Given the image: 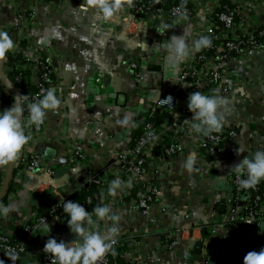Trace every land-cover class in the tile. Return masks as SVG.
<instances>
[{"label": "crops", "instance_id": "1", "mask_svg": "<svg viewBox=\"0 0 264 264\" xmlns=\"http://www.w3.org/2000/svg\"><path fill=\"white\" fill-rule=\"evenodd\" d=\"M128 2L121 0L122 6ZM243 2L251 8L249 19H245L247 26L260 29L262 21L264 23L263 1ZM15 5L23 11L27 1L0 0V31L9 32L13 41L18 36L19 27ZM258 11L261 12L259 16ZM34 18L40 23L34 40L43 54L54 55L52 63L60 69L59 77L65 83L64 91L66 89L61 107L46 116L51 142L39 146L38 152L46 160L47 151H55L54 160L47 162L56 171L58 182L64 178L67 182L58 183L59 188L53 190L50 187L54 183L48 177L41 176L37 180L29 177L30 180L25 179L21 185L16 178L18 169L15 166L13 183L16 187L10 189L7 201L0 205L14 209L8 217L1 216L3 232L14 241H26L25 226L47 212L52 203L76 196V190L88 172L104 167L107 160L114 157L116 150L131 142L134 130L156 109L158 95L161 98L174 87L179 88L180 66L169 58L167 48L165 59L159 63L141 62L142 81L135 80L133 72L123 65V59L131 61L141 56L149 57L157 50L156 35L148 33L141 39L137 37L134 26L128 35L125 24L123 26V10L112 19L104 20L97 18L95 10L89 9L85 0H61L56 6H49L45 0H37ZM164 24V21H159V32L164 29ZM170 29L171 37L184 36L189 43L194 22L191 19H179L173 22ZM250 64V71L240 68L236 76L242 81L256 77L259 82L256 90L240 91L233 85V89L229 86L227 96H220L229 101L226 106L228 111L221 109L225 115L223 125H235L238 131L237 138L226 147V155L220 156L210 179L205 178L197 162L191 172L183 167V162L194 155L188 150V139L185 136L174 143L179 147L177 153L165 161L168 167L159 179L161 193L157 197L153 196L154 201L147 215L135 207L146 194L143 183L130 191L122 185L118 194L111 196V200L107 191L111 177H101L106 183L104 191L100 189L101 186L98 187V198L101 199L105 192L107 198L104 203L97 199L98 205H108L112 214L119 217L116 222L119 227L118 236L128 235L125 243H129V248L122 253V259L131 264H192L186 260L185 252L194 253L197 244L202 243L203 256H196V263L193 264H207L208 261L244 264L240 256L226 254L235 241L234 235H231L234 234L232 225L214 228L210 220L222 214L218 211L220 205H225L222 198L234 192L236 173L232 168L243 158H250L258 149L264 148V53H253ZM182 91L179 97L184 100L185 87ZM243 94H246L244 100L241 98ZM120 96L126 97L122 106L118 100ZM128 114H131L134 127L122 123ZM158 134V143L166 145L168 131L161 127ZM70 145L73 150L85 156L86 165L71 167L68 159ZM237 150H241L239 155ZM42 179L47 181L46 187L39 186ZM97 180L96 177L95 184ZM56 222L48 223L51 232L41 227L38 237L32 241L33 253L25 259V264H44L42 242L46 243L49 236L59 242L70 233L67 228L56 230ZM106 225L108 228L111 222ZM97 230L107 232L102 228ZM216 230L218 240L208 248L204 244L207 235H213ZM261 231L260 245L264 250V221ZM179 233L183 243L180 249H169L163 244L160 247L166 236L175 235L178 239ZM131 236L135 238L134 242L141 244L137 251V245L128 242Z\"/></svg>", "mask_w": 264, "mask_h": 264}, {"label": "built area", "instance_id": "2", "mask_svg": "<svg viewBox=\"0 0 264 264\" xmlns=\"http://www.w3.org/2000/svg\"><path fill=\"white\" fill-rule=\"evenodd\" d=\"M16 1L19 2V0ZM26 1L25 10L22 11L16 5L14 7L19 24L18 36L14 41V49L4 59V72L8 77L9 73L14 71L11 65L12 61L17 59L18 55H22L24 63L17 68L20 75L15 77L12 84L19 96L27 95L24 102L25 107L29 103L38 102L50 90L61 101L59 106L61 107L62 102L65 100V83L59 77L60 69L52 63L54 55L52 53L43 54L34 40V34L40 27V23L34 18L37 0ZM45 1L49 6L57 5L55 0ZM166 1L168 0H144L142 5L137 7L138 0H129L123 6L122 10L125 16L123 26L125 24L128 35L131 34L133 26L136 28L137 37L141 39L148 33L156 35L157 50L149 57L141 56L131 61L123 59L122 63L133 72L135 80L142 81L141 62L157 64L165 59L166 48L171 38L170 28L173 22L179 19H191L194 22V30L189 44L202 36H207L212 41L210 47L196 52L185 62L179 64V88L174 87L172 91L165 93L156 102V108L162 113L165 120L164 125L161 127L168 131L165 140L169 141L170 144L158 143V130L161 127L155 128L152 124L146 123L147 118H145L142 121L144 123L143 134L138 139L135 147L129 148L125 145L122 149L116 150L114 157L108 159L104 167L94 172H85L87 173L86 178L82 181L80 188L76 190L78 193L89 189L97 175L101 174L111 177L110 183L115 179H120L122 185L128 187L127 185L130 182L129 191L138 187L139 183H143L146 186V194L135 207L142 211L144 215H147L151 209L153 196L157 197L161 193L159 179L164 176L165 169L168 167L165 161L177 153L179 147L174 145L175 142L184 136L188 139V150L195 155L198 168L204 173L205 178L210 179L212 171L219 163L220 156L226 155V147L230 146L233 140L237 138L238 129L235 125H223L220 132L209 136L195 133L190 124L184 123L185 119L191 120L192 117V113L188 109L189 95L192 92L199 91L209 96L225 97L229 93V82L234 84L236 90H256L259 84L256 77L252 76L251 79L242 81L238 80L236 72L240 68L250 71L252 54L264 53V43L258 42L259 38L264 39V23L262 21L260 29L247 26L245 19H249L251 8L243 2L244 0H176V3L172 2L169 5L168 12L163 9ZM262 1L264 4V0ZM225 4L230 5L232 9H229ZM257 15H261V12L258 11ZM159 21L165 22L164 29L160 32L158 31ZM208 52H211L210 56H207ZM27 80L36 88L35 93L23 89ZM184 87L186 92L184 91L183 100L179 97V93H183ZM2 88H4L3 91ZM4 95H11V93L0 81V111L11 107L3 102ZM169 96L173 98V105L164 100ZM245 96L246 94H243L241 98L244 100ZM23 126L25 133L31 138L16 160L18 183L20 182L22 185V182L29 177L37 180L41 176H46L54 183L50 189L59 188L58 183L60 181L57 180L56 171L49 166L47 160L42 159L38 152L39 146L51 142L47 119L45 118V122L37 129L34 125H29L28 116L25 115ZM68 159L71 167L86 165L85 156L73 150L72 145L68 149ZM7 169L8 166H0V174L6 176ZM240 178L236 174L234 177L235 192L222 198L226 205L225 213L213 216L210 225L214 228L232 225L235 241L226 254L238 255L244 259L249 252L263 250L261 249L260 240L262 237V221H264V199L262 197L264 194L258 187L241 189L239 186ZM100 181V189L104 191L103 188H105L104 184L106 182L103 179ZM47 184L45 179L39 181V186L46 187ZM241 193H244L246 198L241 197ZM105 194L102 198L100 197L101 199L98 198L100 202L104 203L107 198ZM108 196L111 200L113 199L109 194ZM70 199L65 198L64 201H70ZM94 201L90 198L86 201V205H91ZM250 203L257 205V217L247 211L250 208ZM82 205L86 208L85 204ZM61 211V202L52 203V207L47 212L35 222L25 226L26 241L23 239L14 241L6 235L2 230L0 216V259L4 260L5 264H12L5 255L6 252L11 251L19 257L15 264H25V259L33 253L32 241H35L38 237L42 224L45 220L47 223H53L61 219ZM93 219L98 218L93 216ZM109 227L107 228L104 221H100L98 224V228L107 231ZM217 233L216 230L213 235H207L204 244L206 243L208 248L214 241L218 240ZM127 239L128 235L117 236L112 249L122 247ZM134 239L131 236L128 242H131L134 246L137 245L135 249L137 251L141 244L138 245L134 242ZM162 244L169 249H180L175 235L166 236L160 247H162ZM44 245L45 241L42 242V249H44ZM41 254L43 263L51 264L52 257L44 253L43 250ZM109 260L107 254L103 264H108Z\"/></svg>", "mask_w": 264, "mask_h": 264}, {"label": "clouds", "instance_id": "3", "mask_svg": "<svg viewBox=\"0 0 264 264\" xmlns=\"http://www.w3.org/2000/svg\"><path fill=\"white\" fill-rule=\"evenodd\" d=\"M89 9L95 10L97 18L110 20L114 15L122 11L121 0H85ZM212 41L207 36H202L189 44L184 36H172L168 45V55L176 64H181L196 52L210 47ZM15 43L7 32L0 31V60H3L14 49ZM158 92V90H156ZM159 94V92H158ZM27 95L18 96V102L14 100L12 106L0 111V166H10L16 161L30 140V136L24 131V117L27 111L29 125L37 129L45 122L50 111H55L61 101L51 90L38 102H32L25 107ZM159 99V95L157 97ZM160 100V99H159ZM173 105V98L169 96L164 99ZM229 101L220 96H209L199 91L192 92L188 97V109L192 113L191 120L185 119V124H190L191 129L197 133L209 136L221 131L225 115L221 109L228 111ZM125 125L131 124V114L125 116L122 121ZM134 127V124H131ZM241 150H237V155ZM196 162L195 155H190L184 162L183 167L191 172ZM234 171L241 178L239 186L241 189H251L264 181V148L258 149L250 158H243L236 164ZM246 178H243L245 177ZM128 187H131L129 182ZM122 188L120 179L110 183L108 193L116 196ZM64 214L68 217L67 226L78 239L75 242L57 241L49 238L44 245V253L52 257L51 264H103V260L112 250L115 238L118 236L119 217L112 214L109 206H98L91 212L78 202L61 201ZM14 209L11 206H0V216L8 217ZM95 216L96 220L93 219ZM100 221L111 222L107 232H100L98 224ZM43 230L51 232L50 225L46 222L41 226ZM8 259L15 264L18 255L14 252H6ZM0 264L5 261L0 259ZM244 264H264V250L249 252L244 258Z\"/></svg>", "mask_w": 264, "mask_h": 264}, {"label": "trees", "instance_id": "4", "mask_svg": "<svg viewBox=\"0 0 264 264\" xmlns=\"http://www.w3.org/2000/svg\"><path fill=\"white\" fill-rule=\"evenodd\" d=\"M61 0H55V3H59ZM139 2L136 4L137 7H139L140 5H142V3L144 2V0H138ZM176 3V0H168L164 3V7L163 9L168 12L169 11V5L171 3ZM226 6H228V8L232 9V7L228 4H225ZM176 20V19H175ZM258 42H262L264 43V39L263 38H259L258 39ZM211 55V52H208L207 53V56H210ZM24 63L23 62V56L22 55H18L17 59H15L14 61H12V67H13V70L11 73H9V80L12 82L14 81L15 77L20 75V71L17 70L18 66L20 64ZM54 78V77H53ZM23 89L25 91H29L30 93H35L37 90L36 88L27 80L26 83L24 84L23 86ZM4 90V88H2V91ZM3 102L5 103V105L7 106H12V104L14 103V97L12 95H4L3 97ZM146 123H150L152 124L155 128H158V127H161L164 125L165 123V120H164V117L162 115V113L156 108L154 110V112L149 115V117L147 118V121ZM143 130H144V123H140L138 125V127L134 130L133 132V136H132V140L130 143H128V147L129 148H134L138 139H140V137L142 136L143 134ZM168 142L166 140V145H168ZM101 177H104V174H101V175H97V184L93 183L89 189L85 190V191H81V193H76V196L72 197L70 199V201H73V202H78L80 204H85L86 205V201L88 199H93L95 200L91 205H86V210L88 211H92L94 208L100 206L98 205V195L100 194V190H99V186H100V183H101ZM3 178H4V175L0 174V184L1 182H3ZM27 180H30L29 178H27ZM16 186L15 184L12 182L11 184V187L10 189H14ZM255 187H258L262 193L264 194V182H260L258 185H256ZM234 192H235V189H234ZM245 197V194L244 193H241V197ZM263 199H264V195H262ZM7 201V199L5 200V202ZM154 201V199H153ZM4 203V202H3ZM250 214H254L256 217H257V212H258V207L255 203H250V208L247 210ZM60 216H61V219L57 220V222L55 223L56 224V230H61L62 228H68L67 226V219L68 217L64 214L63 212V209L60 213ZM129 245L124 243V245L122 247H117L116 249H112L110 252H109V263L108 264H131L130 262H127L126 260L122 259V253L125 252L129 247L127 246Z\"/></svg>", "mask_w": 264, "mask_h": 264}, {"label": "water", "instance_id": "5", "mask_svg": "<svg viewBox=\"0 0 264 264\" xmlns=\"http://www.w3.org/2000/svg\"><path fill=\"white\" fill-rule=\"evenodd\" d=\"M4 67H5V60L3 59V60H0V81L10 91L11 95L18 102V96L19 95H18L15 87L13 86L12 82L6 76V74L4 72ZM154 68H155V70H157V67H154ZM233 85L234 84L232 82H229L230 89H233ZM118 100H119V104L122 106L126 102V97L120 96L118 98ZM27 114L28 113L26 111L25 115H27ZM54 157H55V151L53 149H49L47 151L45 159L46 160H54ZM15 164H16V161H14L10 166H8L7 173H6L5 180H4V185L0 191V205L3 202H5V200L7 199L8 195L10 193V187H11V184L14 180ZM66 182L67 181L64 178L59 183L65 184ZM218 211L222 214L225 213L226 206L220 205L218 207ZM231 235H234V234H231ZM77 239H78V237L75 234H73L72 232H70L69 234L64 235V239H62V240L65 241L66 243H68V242H75ZM177 240H178V246H179V248H181V246L183 244L182 239H181V233H179ZM228 240L230 241V239H228ZM203 253H204L203 244L198 243L194 253H190L189 251L185 252V258L189 263L193 264V263H196L195 257L198 256L201 258L203 256ZM220 258H222V255L220 256ZM207 264H219V263L214 262V261H208Z\"/></svg>", "mask_w": 264, "mask_h": 264}]
</instances>
